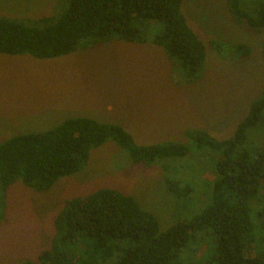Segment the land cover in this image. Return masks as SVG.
<instances>
[{"label":"trees","instance_id":"obj_1","mask_svg":"<svg viewBox=\"0 0 264 264\" xmlns=\"http://www.w3.org/2000/svg\"><path fill=\"white\" fill-rule=\"evenodd\" d=\"M231 19L264 30V0H226ZM182 0H65L59 12L37 18L0 15V53L50 58L94 48L114 39L161 47L177 61L189 83L204 70L207 45L182 12ZM157 30L152 36L148 31ZM235 59L252 48L231 44ZM264 57V41L262 43ZM263 139L256 142L252 133ZM197 148L214 154L215 179L206 206L188 221L161 230L156 216L130 194L102 187L64 201L54 217L50 247L37 263L18 264H264V91L252 101L233 134L217 139L203 129H186ZM113 140L133 163L185 157L186 143L137 144L116 122L85 115L68 117L43 131L0 142V221L5 219L8 188L16 181L35 191L79 172L93 149ZM176 200L188 193L168 183Z\"/></svg>","mask_w":264,"mask_h":264},{"label":"rangeland","instance_id":"obj_2","mask_svg":"<svg viewBox=\"0 0 264 264\" xmlns=\"http://www.w3.org/2000/svg\"><path fill=\"white\" fill-rule=\"evenodd\" d=\"M64 1L0 0V15L37 18L59 12L57 4ZM240 2L247 6V0ZM181 8L206 45L209 40L226 44L221 51L207 45L203 73L192 83L177 61L150 42L114 39L50 58L0 53V142L85 115L119 123L140 145L175 142L190 148L185 157L146 165L133 163L110 139L92 150L83 169L48 190L35 191L16 181L8 188L0 221V264L36 262L38 253L50 247L54 217L64 201L97 188L132 195L156 216L161 230L193 219L206 206L216 174L214 154L197 148L185 131L203 129L217 139L233 134L264 91V30L235 23L226 0H182ZM231 44L248 45L251 53L235 59ZM252 135L256 142L263 139L260 133ZM168 183L188 193L177 201ZM256 201L262 206L264 197Z\"/></svg>","mask_w":264,"mask_h":264},{"label":"crops","instance_id":"obj_3","mask_svg":"<svg viewBox=\"0 0 264 264\" xmlns=\"http://www.w3.org/2000/svg\"><path fill=\"white\" fill-rule=\"evenodd\" d=\"M74 105H80V106H82V102L73 104L72 108L75 107ZM57 106H58V105H56V106L51 110V112L55 111V110L57 109ZM66 109H68V108H66ZM66 109H64V110H66ZM70 109H71V108H70ZM64 110H63V111H64ZM63 111L56 112V113H54V114H59V113H61V112H63Z\"/></svg>","mask_w":264,"mask_h":264}]
</instances>
